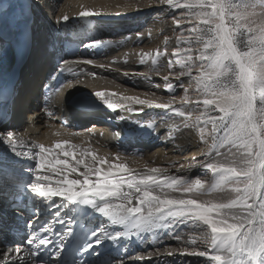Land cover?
I'll use <instances>...</instances> for the list:
<instances>
[{
  "label": "snow or ice",
  "instance_id": "obj_1",
  "mask_svg": "<svg viewBox=\"0 0 264 264\" xmlns=\"http://www.w3.org/2000/svg\"><path fill=\"white\" fill-rule=\"evenodd\" d=\"M158 6L180 11L179 17L172 13L179 28L186 29L182 22L185 19L189 23L196 21V26L187 28L191 35L185 36L181 31L176 38L177 45L189 47H176V58L168 59L169 69L174 64L180 66L181 71L174 77L176 83L169 78L171 72L162 77L166 91L183 89L185 96L181 104L174 107L172 96L155 107L191 119V114L183 110L186 104L192 103L181 79L185 76L195 82L197 92L210 97L194 104V108L203 105L205 114L209 107L217 113L205 121L212 125V143L203 151L205 161L196 162L195 166L210 169L213 180L206 186L201 179L192 180L179 174L189 171L193 164H180L177 174H171L170 168L164 167L137 171L123 163L114 165L106 156H98L89 147L68 139L57 140L52 146L30 144L26 150L18 151L24 148V141L7 127L10 113L0 99V146L3 148L0 150V199H11L10 207L17 221L25 220V213L35 218L24 224L27 247L6 245L0 264H43L44 261L108 264L107 253L96 246L132 239L143 242L147 235L154 245L163 244L164 237L179 245L165 248L167 256H192L200 264H264V0H195L194 3L185 0L183 4L181 0H159ZM22 11L25 16L31 14L30 0H25ZM92 15L95 13L85 11L80 18ZM68 20L64 15L56 23L66 24ZM113 44L110 39H92L84 47L94 50ZM192 44L197 45L195 56ZM166 55L159 50L155 55L143 53L139 63L151 60L158 75L160 58ZM72 63L61 60L59 74L65 68L71 73ZM141 75L148 79L147 75ZM66 86L70 85L61 82L50 86L49 100L53 92L59 94ZM93 94L103 98L102 103L112 111L132 113L143 111V107L137 110L134 104L153 106L151 101L138 96H122L119 101H111L105 92ZM9 98L14 101V90ZM45 112L53 115L47 109ZM124 119V116L117 117L119 121ZM133 123L141 138L155 133L158 127L155 119ZM195 123H199V117ZM113 135L119 138L121 133ZM200 140L207 143L202 129ZM116 158H120V153ZM191 160L196 161V157ZM73 174L75 177L70 178ZM54 177L60 179L54 181ZM6 186L12 189L7 196ZM215 193L223 194L217 197L220 202L203 199ZM42 213L48 219L40 222ZM90 213L102 214L111 226H120L123 230L113 234L103 225L99 229L89 227ZM57 224L60 230L54 233ZM13 231L19 233L20 229L0 218V232L11 234ZM114 246L118 245L114 243ZM22 251L25 256L9 258V254ZM155 254L158 250L149 256ZM52 256L56 259L51 260Z\"/></svg>",
  "mask_w": 264,
  "mask_h": 264
},
{
  "label": "bare ground",
  "instance_id": "obj_2",
  "mask_svg": "<svg viewBox=\"0 0 264 264\" xmlns=\"http://www.w3.org/2000/svg\"><path fill=\"white\" fill-rule=\"evenodd\" d=\"M133 1L136 4L130 3V0H30L33 11L30 15L25 16L22 11L25 6V0H0V32L4 31L2 30L4 23H7V28L17 26L19 28L29 29L30 46L28 47V55L19 66L18 78L14 89L10 90V93L13 90L15 91L14 101L9 98V95H6V91L8 90L9 92V87H7L8 84L6 83V76L9 74V58L4 55L6 50L0 55V92L3 93L0 99L3 100L4 106L9 103L6 110L10 113V120L6 122L7 127L17 133L24 141V148H18V151L26 150L30 144L43 143L45 146H52L57 140L68 139L74 144L89 147L98 156H106L114 165L123 163L128 168L137 171H143L146 167H164L170 168L171 174H177L176 169L180 165L176 164L177 159L190 160L192 157H196L197 159L202 155L203 149H197L202 141L200 140V136L195 133L194 129H197L198 132L199 129L194 119L190 121L185 117H179L174 112L155 107L156 104L166 103L167 99L165 97H161V99H156L157 97L152 98L148 90L138 82V80H145L144 75L141 74H145L147 77L149 76V72L142 67L147 64L152 65L151 60L146 64H140V56L143 53L155 55L158 47L164 46L165 38H171V34L165 35L160 31L174 25L175 20L159 18L151 27H144L147 28L145 31L148 34H142L143 31H140L141 29L138 27L135 30L134 26L145 21L150 13L160 8L158 6L159 3H156L159 0L156 2ZM85 11L95 13V15L80 18V14ZM64 15H67L69 20L66 24L62 21L58 25L56 23L57 18L63 17ZM67 30L70 34L66 39H70V37L77 41L81 39L84 41V44H88L92 39H110L114 42L111 45L112 47L132 44L129 46H135V48H129L131 50L127 51L128 56H126V53H118L115 57L113 56L112 58L104 60H99V57L104 53L103 48L94 50L87 49L75 57H67L63 52V48H61L58 50L61 55L57 56V48H59L57 44L61 38V34ZM151 30L153 34H149ZM12 33L14 32L0 34V51H3V48L8 45L10 38L13 36ZM111 33L119 35V38L121 36H128L125 39L128 38L127 40L129 42L117 45L115 42H125V39H118V36H113ZM75 35L77 38H75ZM142 44L144 45L142 46ZM163 52H166L167 55L162 58L168 59L170 57L169 50H164ZM56 58L60 61L69 60L73 63L71 64V73L65 68L68 77L66 85L70 86H66L59 94H55L52 106L59 113L56 118H59L60 114H65L69 125L74 127H79L80 125L77 128L80 130L61 126L59 121L50 120L41 109L40 104L43 96V86L51 83L49 78L56 71ZM126 58L129 60H126ZM86 60H93L94 63L92 65H85L83 62ZM100 65H104V67H100ZM125 73L128 75H125ZM167 74L169 73L167 72L163 76ZM107 75L116 77L115 80L117 83L102 79V76ZM93 77H96V80H92L91 78ZM111 81L113 80L111 79ZM131 86L136 88H132ZM98 91L105 92L106 98L111 101H119L122 96H138L141 99L151 101L153 106L133 105L137 110L143 107V111L138 112H147L145 114H139L138 112L130 113L120 109H116L115 111L108 109V112L105 113L107 114L106 121L98 117L104 116L102 113H95V116L81 117L76 115L81 110L76 111L74 109L75 112L68 106L71 99L76 101V105L80 99L85 100L84 104L86 103L89 109H93L96 106H104L102 103L103 98H96L93 94ZM205 98L210 97L201 96L196 99H189L192 103L188 104H195L196 101H202ZM79 105H81V102H79ZM173 106L178 107V104L173 103ZM119 116H130L134 119L129 120L125 118L122 121L125 130H130V132H136L137 126L133 122L137 120L143 123L147 120L155 119L158 127L155 133L145 135L142 138L138 134L133 137L130 134L126 136L123 135L124 132L121 129V122L117 120ZM111 119L113 120V124L119 125L118 128L113 129V125L110 123ZM186 123L195 124V126L186 127ZM172 124H175L174 128L171 127ZM166 130L169 132V134L167 133L168 136H162ZM98 131H104L103 135ZM57 132L60 133L59 136L55 135ZM115 132H120L121 136L123 135L120 138L124 139L120 140V138L113 136ZM138 146H142L143 148L147 147V150H150L148 153L144 149L131 152L133 148ZM176 147L181 148L177 149ZM185 148L187 149L185 150ZM0 150H3L2 146H0ZM176 150L182 151V156H177L178 151ZM117 153H120L119 159L116 158ZM61 158L63 157L61 156ZM173 164L175 166L170 167ZM83 170L81 168V171ZM74 177L75 174L70 178ZM56 179L60 178L54 177V181ZM53 186H55V182H53ZM11 191V187L6 186L5 196ZM5 202L6 199H0V208L2 210L5 209ZM2 210L0 209V217L4 219V216H8L3 215L2 213L5 211ZM88 220L97 229L103 225L105 226V230L113 234L115 231L123 230L120 226H111L109 219L102 214L90 213ZM0 236L3 237V233L0 232ZM163 240L164 243L175 242L166 237ZM114 243L118 246H114ZM114 243L105 242L100 251L112 252L115 255L120 251L122 252L120 258H122L128 250L132 252L143 250L153 253L151 248L161 245H154L150 235H147V238L143 242L132 239ZM6 245L1 238L0 260L5 255ZM12 255L17 254H9V258ZM139 255H142V253ZM113 256V254H109L112 261ZM55 258L53 257V259ZM116 258L117 256H114L113 264L125 262L123 260L115 261ZM159 258L157 260L152 258L148 262L139 259L131 263L169 264L167 260L170 258H167L166 261ZM131 263L128 262V264ZM174 264L181 263L175 262Z\"/></svg>",
  "mask_w": 264,
  "mask_h": 264
},
{
  "label": "rangeland",
  "instance_id": "obj_3",
  "mask_svg": "<svg viewBox=\"0 0 264 264\" xmlns=\"http://www.w3.org/2000/svg\"><path fill=\"white\" fill-rule=\"evenodd\" d=\"M138 1L139 2H144V1H154V2H156L158 0H137V2ZM184 2H185V0H181L182 4ZM188 2H193L194 3L195 0H188ZM130 3H135V2L133 0H130ZM156 3H159V1L156 2ZM173 12H175V16L176 17L181 16L180 11H178V10H173L171 8H168V7L157 8V10L155 12H152V13H150L147 16L148 18L145 21H142V22L138 23L137 25H135L134 29L136 30L137 29L136 27H138L139 29H141L140 31L144 32V33L142 32V34H145V33L148 34V32H146L145 30L147 28L151 27V25H153V23L158 21L159 18H165L167 20L170 19V20L173 21L174 20V17L172 15ZM182 22L186 24V29H181L176 24H174V25H171V27H169L167 29L164 28L162 31H160V32H162V34H165V35L171 34V38L167 39L165 41L164 46L158 47L157 50H159L160 52H163L164 50H167V51L169 50L170 57L173 60L176 58L175 55L173 54L175 52L176 47H178V46L179 47H184V48L189 47V45H187V44L177 45L176 44V38L180 35L181 31H184L185 36L191 35V33L187 31V28H193V27L196 26V21H194V20L191 23H189L187 21V19H185ZM144 27H147V28H144ZM170 29H171V31H170ZM2 30H4L3 32H6V33L14 32V33H12L13 36H12V38H10L8 45L3 48V51H0V55H1L6 50L4 55L9 58L8 59L9 60V65H8L9 74L7 75L6 83L8 84L7 87H9V90H10V87H12V89H14L15 83H16L17 78H18L17 75H18L19 66H20L21 63L24 62L26 56L28 55L27 54L28 53V49H27V52H26L25 56L18 62V64H16L17 63V55H18V53L20 51V49L17 48L16 45L21 40L19 38L21 37V34H23V33H22L21 29H19V27H17V26H13L11 28H7V23L3 24ZM69 34L70 33H69L68 30L64 31V33L61 34V38H60V40H59V42L57 44V46L59 47V48H57V51L61 49V44H60L61 40L66 39ZM111 34H113V33H111ZM149 34H153V31L151 30L149 32ZM115 35L116 34H113V36H115ZM116 36H118L117 37L118 39H123V40L126 37H128V36H126V37L125 36H121L119 38V35H116ZM127 39H125V42H124L125 44L127 42H129ZM129 45H132V44H129ZM129 45L126 44V45L117 46V47H112V46H107L106 45V46L103 47L106 51H104L103 55H101L99 57V60L112 58L113 56L115 57L116 54H118V53H124V54L126 53V56H128L129 54L127 53V51L131 50L129 48H132V49L135 48V46L130 47ZM143 45L144 44H142V46ZM191 47L194 49L192 54L195 56L196 55L195 49L197 48V45L192 44ZM171 49H174V50H171ZM124 50H125V52H124ZM127 59L128 58H126V60ZM168 59H163L162 57L160 58L161 67L159 69V74L158 75H157V73L154 70L152 65L147 64L144 67H142L143 69H146L149 72V73L147 72L149 74V76H148V79L138 80V82L143 87H145V89L148 90V92L150 93L149 95L152 98H156L157 97L156 99H161V97H165L167 99V101H168L172 96H174L175 99L173 100V103L178 104V106H179L181 104V102H182V98L185 96V93H184L183 89L177 88L175 90V92H170V91H166L165 88H164V81L162 79L163 74H165L167 72L168 73L171 72V75L169 76V78L172 80L173 84H175L176 80H175L174 77L176 75H178V73L181 71L180 66L178 64H174L172 66V68L169 69V67L167 66ZM14 67H17L16 71L14 72V74H10L13 71ZM193 74L194 75L196 74L195 73V68L193 69ZM167 75H169V74H167ZM102 77H103L102 79H104L106 81L117 83L116 80H115L116 77H114V76H111V75L108 76L107 75V76H102ZM153 77H155V78H153ZM91 79L92 80H94V79L96 80V77H93ZM111 79L113 81H111ZM181 79L183 80L185 87L188 88V93H187L188 99L191 100V99H196L197 97L199 98V97L203 96L202 93H199V92L196 91V84H195L194 81H190L189 78L186 77V76L185 77H181ZM133 80H137V79H133ZM131 87L132 88H136V87H133V86H131ZM177 101H178V103H177ZM75 102L76 101H73V99H71V101H70L68 106L70 108H72L73 110L75 109L76 111L81 110V112H78L76 115L81 116V117H85L87 115L90 116V112L91 111L86 109L88 105L86 103L84 104L85 100L80 99L79 102H81V105H79V102L76 105ZM183 110L185 111L186 114L187 113L191 114V119H188L190 121H192L194 119V122H196L197 117H199V123H197V127L199 129V132L197 131V129H194V130H195V133L198 136H200L201 129H202L203 132H204V135H205V139L207 140V143L202 141L200 143V146H198L197 149L202 148L203 151L207 150L208 147L212 143V139H211L212 125L211 124H205V121H207L210 116L217 115V113L213 112L211 110V108L209 107L208 113L205 114L203 105H201L200 108H194V104H186V107ZM138 113L139 114H145L147 112H138ZM179 117H181V116H179ZM81 126H83V125H81ZM79 127H80V125H79ZM167 133L169 134V132L166 130V132H164V134H162V136H166L167 137L168 136ZM176 148L180 149L181 147H176ZM142 149H144L146 151V153H148L149 150H150V149L147 150V147L143 148L142 146L141 147L138 146V147L133 148V150H131V152H136V151H139V150L141 151ZM186 149L187 148H185V150ZM176 151H178L177 152V156H182V151H179V150H176ZM205 159L206 158H205V156L203 155V152H202V155H200V157L197 158L196 161H193L191 159L190 160H186V159L182 160V159L179 158V159H177V163L176 164H184V165L193 164V167L189 171H187L186 173H180V174L181 175H186L187 178L192 179V180L197 179V178L201 179L202 181H204L206 183V186H207V184L210 183L213 180V178H214L213 177V173L211 172L210 169H203L201 167L195 166L196 162H203V161H205ZM222 195H223L222 193H215L212 196H204L203 199H213L214 202H220V200L217 199V197H220ZM1 207H2V205H1ZM8 217H9V215H8ZM188 231H189V229H185V232H188ZM1 238L2 237L0 236V240H1ZM178 246L179 245L176 242H167V243L159 245L158 247L151 248L153 253H157L156 250H158L159 254H155V255L149 256L148 254H150V253L148 251L139 250L138 252H134V253H130L129 252L128 254H126V256L123 257V259L121 258L119 260V258L118 259L116 258L115 261H122L123 260V261H125L123 264H126V263L128 264V262L129 263H131V262L134 263L135 261L141 259V257L144 256L143 260H146L147 262L149 260L151 261L152 258L157 260L160 257L159 259H161V260L164 259L165 261H166L167 258H170L169 260H167V262L169 264H172V263L174 264L175 262H178V263H181V264H200V262L197 260L196 257H192V256H187V257H185V256H167V255L164 254L165 253V248H176ZM198 250H203V249L201 248V249H198ZM138 253L139 254L142 253V255L143 254H145V255L142 256V255H139ZM137 254H138V256H137Z\"/></svg>",
  "mask_w": 264,
  "mask_h": 264
},
{
  "label": "water",
  "instance_id": "obj_4",
  "mask_svg": "<svg viewBox=\"0 0 264 264\" xmlns=\"http://www.w3.org/2000/svg\"><path fill=\"white\" fill-rule=\"evenodd\" d=\"M18 53V52H17ZM19 54V53H18ZM20 54H22V53H20Z\"/></svg>",
  "mask_w": 264,
  "mask_h": 264
}]
</instances>
